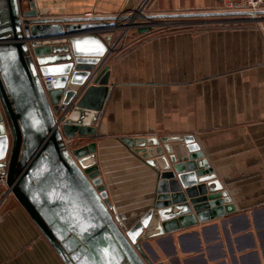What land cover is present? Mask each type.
Instances as JSON below:
<instances>
[{
	"label": "crops",
	"instance_id": "obj_1",
	"mask_svg": "<svg viewBox=\"0 0 264 264\" xmlns=\"http://www.w3.org/2000/svg\"><path fill=\"white\" fill-rule=\"evenodd\" d=\"M141 1L34 0L39 17L57 19L120 16ZM177 1L155 0L150 14L203 10L216 2L184 0L180 8ZM217 22L200 32H134L132 41L139 42L107 62L109 94L97 136L89 138L96 142L111 214L132 226L150 209L156 187V173L124 137L194 135L236 207L146 241L154 264H264V13ZM6 191L0 185V264H65Z\"/></svg>",
	"mask_w": 264,
	"mask_h": 264
},
{
	"label": "water",
	"instance_id": "obj_2",
	"mask_svg": "<svg viewBox=\"0 0 264 264\" xmlns=\"http://www.w3.org/2000/svg\"><path fill=\"white\" fill-rule=\"evenodd\" d=\"M251 13L146 14L137 31L148 33L163 18ZM118 19L133 17L45 18L34 0H0V176L65 264H154L144 248L149 239L236 210L195 136L182 135L122 138L156 173V187L132 226L111 214L96 142L76 139L97 136L113 47L111 35L96 33Z\"/></svg>",
	"mask_w": 264,
	"mask_h": 264
},
{
	"label": "rangeland",
	"instance_id": "obj_3",
	"mask_svg": "<svg viewBox=\"0 0 264 264\" xmlns=\"http://www.w3.org/2000/svg\"><path fill=\"white\" fill-rule=\"evenodd\" d=\"M153 1L155 0H151L150 1V5L148 8V13H151V5L153 4ZM170 4V3H169ZM176 5V7L182 8V6H184V0H178L176 3H174ZM173 6V4H170ZM171 6V7H172ZM169 7V6H168ZM222 5H221V0H216V2L214 4H212V6H210L209 8L203 9V10H195V9H190V10H182V11H177L175 12L174 10L171 11H167V12H163V14H170V13H177V14H182V13H198V12H222L224 10H222ZM162 14V12H161ZM238 17H240V15H238ZM224 18H229V16H205V17H201V16H179V17H174V18H163V19H158L156 20V24L154 25V28L151 30L152 31V35H158V34H162V33H167V32H173V31H184V30H192L194 32H200L202 30H205L206 28L212 27V26H217L218 19H224ZM231 18V16H230ZM141 21V20H139ZM142 21H146L145 23H148L147 20H142ZM123 22H129V21H121V23ZM117 25L111 30L109 31V33L112 35L113 40L116 41V46L112 45L113 50L111 51V53L109 54V56L106 58L105 63L108 64V60L111 54H113L114 52H118V54L116 53V57L120 54L125 53L129 48L134 46V43L136 44L139 41H132L133 40V33L134 32H138L137 31V27L134 26H122V24L120 23V21H116ZM227 24H232L231 22H228ZM100 113V117H101ZM100 121V120H99ZM91 137V136H90ZM96 139V138H94ZM95 140H92L89 138V136L87 137H82V138H77L76 139V143L77 145H83L89 142H92ZM100 169V168H99ZM101 171V170H100ZM102 174V172H101ZM7 188V193L9 190L8 184L7 187L6 186H2Z\"/></svg>",
	"mask_w": 264,
	"mask_h": 264
},
{
	"label": "built area",
	"instance_id": "obj_4",
	"mask_svg": "<svg viewBox=\"0 0 264 264\" xmlns=\"http://www.w3.org/2000/svg\"><path fill=\"white\" fill-rule=\"evenodd\" d=\"M151 0H142L139 5L134 9L129 11L128 13H125L123 15L117 16H132L133 19H118L117 21H129V22H123L121 23L122 26H144L147 23H143V19H139L138 16L146 15L148 13V8L150 5ZM221 5H222V12H252L251 14H247L251 17L256 18L259 16V11H264V0H221ZM233 17V16H232ZM141 20V21H139ZM112 45L116 46V41L113 40ZM42 83L43 86L46 90H49L53 87V82H52V76L51 75H46L43 76L42 78ZM0 185L1 186H6L7 187V178L6 175H1L0 176Z\"/></svg>",
	"mask_w": 264,
	"mask_h": 264
},
{
	"label": "bare ground",
	"instance_id": "obj_5",
	"mask_svg": "<svg viewBox=\"0 0 264 264\" xmlns=\"http://www.w3.org/2000/svg\"><path fill=\"white\" fill-rule=\"evenodd\" d=\"M180 145V144H179Z\"/></svg>",
	"mask_w": 264,
	"mask_h": 264
}]
</instances>
